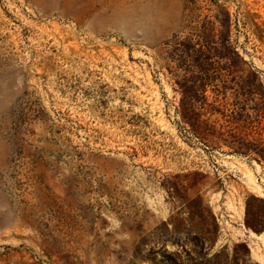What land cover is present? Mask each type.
<instances>
[{"label":"rangeland","instance_id":"1","mask_svg":"<svg viewBox=\"0 0 264 264\" xmlns=\"http://www.w3.org/2000/svg\"><path fill=\"white\" fill-rule=\"evenodd\" d=\"M227 4L264 75V0ZM186 6L0 0V264H264V162L173 123Z\"/></svg>","mask_w":264,"mask_h":264},{"label":"trees","instance_id":"2","mask_svg":"<svg viewBox=\"0 0 264 264\" xmlns=\"http://www.w3.org/2000/svg\"><path fill=\"white\" fill-rule=\"evenodd\" d=\"M186 9V26L160 53L176 93L173 123L209 152L264 162V75L246 58L240 18L227 0H187Z\"/></svg>","mask_w":264,"mask_h":264}]
</instances>
